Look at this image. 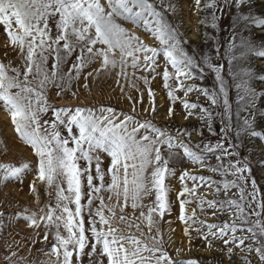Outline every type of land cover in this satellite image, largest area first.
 <instances>
[{
    "label": "snow or ice",
    "instance_id": "6c2138e0",
    "mask_svg": "<svg viewBox=\"0 0 264 264\" xmlns=\"http://www.w3.org/2000/svg\"><path fill=\"white\" fill-rule=\"evenodd\" d=\"M195 4L213 9L211 25L218 28L217 10L246 9L249 0H205L204 4L195 0ZM177 6L178 0H0V24L20 61H0V107L9 114L18 139L36 157L30 190L38 211L25 206L15 218H23L33 229L42 223L45 244L49 234L53 238L46 250H38L44 253L39 261L28 258L31 245L22 254L19 241L12 242L16 248L6 243L5 264H200L194 258L173 260L159 226L165 213L172 212L166 177L175 176L178 166L182 169L176 192L178 219L189 242L194 230L209 248L221 241L229 259L235 249H246L248 254L241 257L244 264H253V253L264 264V187L252 175L248 157L238 152L242 133L264 140V131L255 130L253 121L264 88L252 86L250 69H238L247 53L264 56V46L257 50L238 36L235 23L243 19L264 26V17L250 12L234 16L232 38L226 39L223 53L216 40L214 53L197 56L185 49L187 40L169 18ZM200 22L207 23V17ZM133 28L142 29L158 44L145 42ZM160 54L164 60L158 64ZM213 55L219 62H213ZM161 64L162 71L157 72ZM206 70L214 74L215 87L189 82L203 80ZM113 74L121 94L130 101L127 111L99 102L57 105L48 98L49 89L58 97L70 92L75 98L78 87L74 90L73 83L81 77L82 87L90 91L89 77L95 81ZM157 75L162 76L171 102L168 117L174 114L172 104L180 101L185 119L196 117L199 129L172 128L149 118L156 111L150 79ZM121 78L140 93L139 99L125 92ZM229 79L239 81L234 102ZM139 81L147 86L150 108L136 107L143 99ZM176 90L185 97L197 92L210 103H200L199 97L195 102L182 98ZM217 118L218 133L213 127ZM204 128L217 139L192 142V131L203 137ZM213 156L215 163H211ZM185 162L219 178L195 173L183 167ZM30 167L29 161L19 166L0 163V181L22 182L24 170ZM37 180L45 185L44 204H40ZM202 186L211 190V199L198 191ZM192 201L203 214L216 216V221L199 219L195 208L187 212L186 205ZM225 213L228 218L219 219L218 214ZM4 215L0 211V217Z\"/></svg>",
    "mask_w": 264,
    "mask_h": 264
},
{
    "label": "rangeland",
    "instance_id": "374dc122",
    "mask_svg": "<svg viewBox=\"0 0 264 264\" xmlns=\"http://www.w3.org/2000/svg\"><path fill=\"white\" fill-rule=\"evenodd\" d=\"M204 2L205 0H201V4H204ZM212 11L213 9L211 7L207 9L197 7L195 0H178V6L174 17L169 14V18L173 19L174 23L179 26L183 37L187 40L184 47L189 54L202 56L205 53H214V44L216 40L219 41L221 45L220 51L223 53L226 39L232 38L230 33L232 31L233 17L239 16L241 12H244L245 15L250 12L254 16L264 17V0H249V4L246 9H237L228 6L222 11L217 10V15L219 17L217 21L218 28H213L211 25ZM187 14H190L193 18L191 21L187 20ZM205 17H207L208 22L201 23L200 21ZM235 23L238 26V36L242 35L244 38L251 41L257 50L264 46V26L258 27L246 22L243 19H237ZM128 27H131V25H128ZM132 30L136 31L137 34L145 40V42L149 44H158V41H155L154 38L142 29L133 28ZM205 33H208L209 35H205ZM204 46L208 47L205 48ZM17 52L18 50H13V47L9 43L7 34L4 31V27L0 24V61L8 62L10 60L13 64L19 63L20 61ZM163 60L164 57L160 54L157 63L159 64L160 61ZM212 60L214 63L219 62L215 55L212 56ZM223 62L226 70L227 59L225 58ZM70 63L71 59H69L65 64V69ZM96 66V64L92 65L93 68ZM162 68L163 65L161 64L156 71L161 72ZM169 68H171L170 65ZM245 68L251 70L252 79L250 82L252 86L256 87L257 90L264 88V80L259 78L264 76V56L258 55L256 51L247 53L238 63L239 70H243ZM85 71H87V69H85ZM93 76H95V73H93ZM189 82H195L210 89L216 86L214 74L207 70L203 80L196 79L195 81ZM238 82V80L234 82L232 79H229L230 99L233 102L235 101V94L237 91L235 83ZM78 84L80 86H78ZM78 84L77 82L73 83L74 90L78 87L77 96L75 98L72 97L70 92H66L63 98L58 97L56 96L54 89L48 90V98L50 100H54L57 105H74L81 103L92 104L94 102H99L112 104L118 109L122 108L126 111L130 109V101H128L126 96L121 94L120 87L115 82L114 74L112 76L101 75L100 78L95 81H93L92 77H89L90 91L82 87L83 77L80 78ZM121 84H125L123 78H121ZM138 84L139 87L143 89V99L137 103L136 107L138 110L150 108L152 101H150L148 97L147 86L143 84V81H139ZM150 86L154 89L156 105L155 114L150 116V119L159 125L169 126L172 128L188 127L190 130L200 128V122L196 117L189 116L185 119V111L180 101H176L172 104L174 114L171 118L168 117L167 110L171 102L168 99L167 90L163 86L162 76L157 75L152 77L150 79ZM125 92H130V94L137 99L140 97L139 92L135 89L128 88L126 84ZM176 94L193 102L197 101V98L199 97L200 103H204L206 105L210 103L203 97L202 94L197 92L189 93L187 97H185L184 92L180 90H176ZM233 109L235 111V103L233 105ZM144 115H148V113H144ZM44 118L48 119L49 117L46 115ZM233 119L235 122V116ZM253 121L255 130L264 131V97H260L256 102V114L253 117ZM213 127L217 129L218 133L220 128V121L218 118L214 120ZM204 129L203 137H201L197 131H192V142H199L202 139L210 141H215L217 139L216 135L209 133L206 128ZM232 137L233 142H235L236 138L234 133L232 134ZM239 139L240 147L238 148V152L240 153V157H248L252 175L255 176L257 182L264 187V165L261 164V161H264V140H261L258 137H251L247 133H242ZM22 161H29L31 163V167L23 172L22 182L20 179L16 178H9L6 181H0V211L5 213L3 217H0V219H3L4 221V227L0 229V264H5L3 254L5 252L6 243L19 241L21 246L20 252L22 254H27L29 252V245H31L30 255H28V258L30 260L35 258L39 261L44 253L38 250L41 248L46 250L53 240L51 234H49L47 244H45V242L41 239L44 236V225L42 223L39 228L33 229L27 225V222L23 218H15V213L23 211L25 206L28 209L38 211L35 196L30 190V183L33 181L36 170V157L32 152L31 147L18 139L17 134L14 132L13 125L11 124L9 114L5 109L0 107V163L19 166ZM211 163H215L214 156ZM183 167L189 168L191 171L198 174H211L216 175V178H219L217 174L209 173L206 169H200L187 162L183 164ZM180 170L182 169L178 166L175 176L166 177V183L171 185L169 198L172 201V212H166L159 225L163 230L165 240L168 241L167 248L169 253L172 255L173 260L179 261L181 259L194 258L197 259L200 264H244L241 257L248 254L246 249L244 251H241L238 248L235 249L232 258L229 259L226 253L221 250V241H214L213 246L209 248L207 242L197 236L194 230H192L193 238L189 242L188 237L183 231L185 225L178 219L179 202L176 197V192L179 191L180 188L178 180ZM187 183L191 185V181H187ZM36 187L41 196L40 204H44L48 199L45 191V185L43 182L37 180ZM198 191L209 199L212 198L211 190H205L202 186ZM233 191L235 190L233 189ZM221 195L223 194L221 193ZM193 208L196 209V214L199 219L208 220L210 222L216 221V216L203 214L194 201L186 205V211L189 213ZM206 211H212V209H206ZM9 214H11V216ZM218 216L221 220L228 218L226 213L218 214ZM34 232H38L39 235H33ZM33 239L35 240V244H32ZM250 242L251 241H245L246 244ZM12 247L16 248L17 245L12 243ZM177 249H179V251H177ZM85 259L87 258L85 257ZM251 259L253 264H260L254 253L251 254Z\"/></svg>",
    "mask_w": 264,
    "mask_h": 264
},
{
    "label": "bare ground",
    "instance_id": "6f19581e",
    "mask_svg": "<svg viewBox=\"0 0 264 264\" xmlns=\"http://www.w3.org/2000/svg\"><path fill=\"white\" fill-rule=\"evenodd\" d=\"M186 6H187V5H186ZM189 8H190V7H189ZM189 8H188V9H189ZM192 19H193V18L191 17V15H190V14H187V20L191 21ZM219 36H220V35H219ZM207 39H208V38H207ZM212 43H213V42H212ZM221 43H222V42H221ZM203 45H204V44H203ZM209 45H210V44H209ZM209 45H208V46H209ZM208 46H207V47H208ZM204 47H205V46H204ZM207 47H205V48H207ZM210 47H211V46H210ZM209 50H210V48H209ZM209 52H210V51H209ZM211 53H212V52H211ZM204 130H205V129H204Z\"/></svg>",
    "mask_w": 264,
    "mask_h": 264
}]
</instances>
